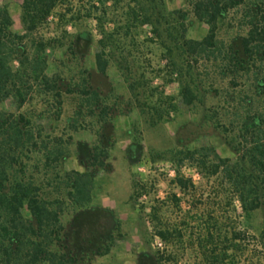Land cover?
Returning a JSON list of instances; mask_svg holds the SVG:
<instances>
[{
	"label": "trees",
	"instance_id": "obj_1",
	"mask_svg": "<svg viewBox=\"0 0 264 264\" xmlns=\"http://www.w3.org/2000/svg\"><path fill=\"white\" fill-rule=\"evenodd\" d=\"M108 1L100 3L105 6ZM121 1L113 0L117 4ZM129 1L137 5H130L123 24L107 19L106 10L104 17H95L100 37L94 56L96 69L102 75H107L112 62L117 65L130 93V108H138L155 123L170 120L180 104H194L201 92L194 73L202 55L216 54L213 60L218 73L228 78L234 88L243 85L252 90V96L236 106L239 121L231 122V129L238 130L237 161L232 163L216 153L215 159L203 155L199 161L204 178L222 173L228 180L233 192L227 198L230 211L215 206L214 199H220L217 204L223 200L211 192L203 194V217L197 213L191 217L193 210H187L177 225L162 215V208L153 206L148 220L160 243L156 253H140L138 264H264V226L259 234L240 226L243 219L264 209V0H186L195 16L210 26L201 40L187 37L185 23L179 28L174 25L173 16L178 11L168 10L166 0ZM71 2L23 0L21 33L14 30L9 9L0 6V104L10 101L18 108L17 112L0 109V264H92L95 258L110 253L122 236L121 221L114 210L91 205L97 170L111 168L106 159L114 133L108 117L112 106L98 87L88 84L77 91L84 98L82 106L88 107L87 112L98 116L99 146L88 149L89 158L79 156L85 172L68 174L67 199L75 208L68 232L62 223L64 201L42 197L25 177L22 157L38 142L31 129L32 120L22 109L38 96L55 108L59 119L64 93L75 92L59 75L48 73L47 50L54 39L35 40L53 15L66 18L59 10L67 7L72 11ZM235 10L241 13L240 26L245 33L228 45H220L218 23ZM110 23L113 28L108 30L106 25ZM146 25L151 27L150 36L140 39L134 35V29ZM65 34L71 38L72 55L86 58L91 54V30L73 34L66 30ZM141 43H155L161 49V62L170 79L158 81L163 69L154 73L152 58H142L145 54L140 51ZM172 81L179 85L177 95L167 89ZM79 146L82 148V144ZM141 151V142L134 139L127 147V156L136 161ZM57 154L56 160L63 153ZM17 169L23 173L21 176L16 175ZM176 181L185 190L194 187L191 178L178 176Z\"/></svg>",
	"mask_w": 264,
	"mask_h": 264
},
{
	"label": "rangeland",
	"instance_id": "obj_2",
	"mask_svg": "<svg viewBox=\"0 0 264 264\" xmlns=\"http://www.w3.org/2000/svg\"><path fill=\"white\" fill-rule=\"evenodd\" d=\"M22 3L23 0H0V6L9 9L13 28L19 33L23 32ZM71 3L72 11L69 12L67 7L59 10L66 15L65 19H70L69 23L53 15L35 35L37 41L54 39L47 50L48 73L59 75L75 92L64 93L63 112L59 119L55 108L38 96L22 109L32 120L31 129L38 142L22 157L25 177L39 189L42 197L64 201L62 223L64 231L68 232L75 209L67 199L68 174L85 172L86 167L80 162V157L89 158L88 149L99 146L98 116L87 112L88 107L82 106L84 98L77 91L88 84L98 87L112 106L113 112L108 117H111L114 133L106 159L111 168L97 170L91 205L114 210L121 221L122 236L117 238L110 253L95 258L92 264H138L140 253L154 254L160 243V239L153 236L148 220L153 206L162 208V215L177 225L181 224L182 212L187 210H193L191 217L195 213L203 217V194L211 192L223 200L217 204L220 199H214L215 206L230 211L227 198L233 192L228 180L222 173L211 179L204 178L199 161L203 155L215 159L214 153L232 163L237 161L238 130L231 129V122L239 121L236 106L245 103L252 96V90L243 85L234 88L228 78L222 77L213 60L216 54L210 57L202 55L199 56L198 71L194 73L201 83L199 99L192 105L180 104L170 120L152 123L138 108L129 107L130 93L117 65L112 62L107 75H102L95 64L94 53L100 37L95 17H104L106 10L107 19L123 24L130 5L135 7L137 4L129 0H122L119 4L109 0L105 6L100 0H72ZM166 4L168 10L178 11L173 16L174 25L176 23L178 27L185 23L188 38L201 40L209 33V24L195 16L186 0H166ZM240 17L241 13L235 10L219 21L217 36L220 45H228L245 33L240 26ZM106 28L111 30L113 24H107ZM86 29L92 31L94 43L91 54L80 58L69 52L71 38L65 31L73 34ZM150 31L151 27L146 25L134 29L133 33L144 39ZM140 51L145 54L143 60L152 58L154 73L163 69L159 82L170 79L168 69L161 62L162 51L155 43H141ZM167 89L177 95L179 85L172 81ZM262 103L258 105L262 106ZM0 109L18 111L10 101L0 104ZM81 109L82 113H79ZM134 139L141 142L142 151L139 159L131 161L127 147ZM59 151L63 154L56 160ZM22 174L17 169L16 175ZM178 176L193 179L194 187L181 188L176 181ZM238 210H241L239 205ZM242 221L241 227H248L252 234H259L264 226V209L253 212Z\"/></svg>",
	"mask_w": 264,
	"mask_h": 264
}]
</instances>
